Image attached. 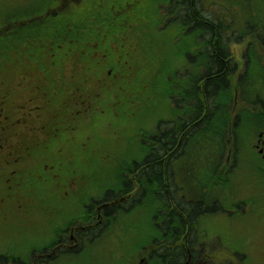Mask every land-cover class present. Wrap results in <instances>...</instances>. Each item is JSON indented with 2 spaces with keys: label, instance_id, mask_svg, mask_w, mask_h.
Returning a JSON list of instances; mask_svg holds the SVG:
<instances>
[{
  "label": "rangeland",
  "instance_id": "374dc122",
  "mask_svg": "<svg viewBox=\"0 0 264 264\" xmlns=\"http://www.w3.org/2000/svg\"><path fill=\"white\" fill-rule=\"evenodd\" d=\"M5 1L8 0H0V23L3 26L7 27L6 20H14L16 16L20 17L21 20L28 16L35 18L32 23L26 24L29 27L28 29H26L27 27L21 29L22 23H14L7 28L8 32L13 29L16 32L23 30L21 33L25 34L26 30L29 31L34 24L40 22L37 14L41 8L49 7V4L53 5L55 11L49 19H53L56 13L61 14L66 11L63 5L65 1L63 0H10L6 2L7 5L3 4ZM209 1L211 0H201V15L205 17V14H213L208 9L214 10L213 6L216 10L219 6L224 7L235 14L236 18L231 24L233 30H243L247 22L255 24L257 13L259 11L264 13V0H234L237 4L233 3L232 0H215L216 4L213 1L209 3ZM209 5L212 6L209 7ZM131 8L130 6L128 9ZM44 20L46 19L43 18ZM167 22V17L163 18L161 15L157 17L152 12L151 18H148L147 22L144 21L140 24L137 22L133 25L134 29L130 31L127 41L132 43V49L130 48V50L134 49L138 56L130 55L128 57L130 64H126L131 68V72H129L131 74L123 78L125 90L118 92L117 86L120 85V79L119 76L113 74V72H116L117 62H120L118 59L116 60L113 57L112 62L103 69L104 72H102V66L99 68L98 73H103L105 77H103V82L96 81L93 86L98 85L105 88V90L98 95L97 101L93 100V105L83 118L85 122L90 121L93 128L83 131L80 128L77 129L75 124L74 128L67 129L66 109L62 110V113L61 110L55 112L48 104L44 109L52 113L48 117L52 124V130H58L61 127L64 131L58 135V143H52L51 137L46 134L44 129L45 143H41L43 141L42 136L39 138L36 135H33V137L28 135V141L21 142L24 132L20 130L24 126L23 120L20 121L18 118L25 119L26 110L20 109L19 105L22 104L16 102L17 97L15 95L11 96L4 114L11 123L9 130L12 132L14 140L13 152L15 159L12 162L15 166L13 168L14 172L10 173L6 167L10 156L0 152V188L13 191L9 183L1 182L2 180L15 179L20 183L25 184L26 181H30L38 183L41 187H47L41 191L45 194L44 199L43 197L36 198L35 196L36 199H34L25 196L23 200L21 196L11 192L0 193V235L7 227L15 233L12 239L20 256H26L31 246L26 245V243H16L18 242L16 239H30L27 244H31L37 239L43 240L44 233L46 239L51 241L53 229L56 226L48 223L56 222L57 224L60 222V226L57 228L59 229L58 234L67 233L64 236L67 246L75 245L76 241H72L71 232L66 227L80 232L86 229V226H91L89 229L92 228L93 232L90 233V242L85 252L64 253L59 259V264H130L132 263V257L136 258L144 249H147L145 247L151 246L149 243L157 244L162 249L160 253L157 252L159 255H151L156 260L153 264H173V262L175 264H186L187 256L184 248L182 251L184 257H179L177 260L173 254L166 250H171L178 245V241L175 242V237L173 234L171 235V231L175 232L181 227V232H183L184 226L180 225V218L185 222V215H187L193 221L192 233L189 239L195 249H193L191 264H201V256L204 255L205 259L204 249L206 248L204 245L202 247L196 246L198 240L196 241L193 238V233L199 234L204 239H210L212 244L214 240L216 244L221 240L217 244V247L220 248L219 253L216 257L214 255L212 259H208L209 261L206 264H264V155L261 158L256 157L257 162L255 164L253 156L257 152L253 150L249 157L248 166L240 160V168L229 172L237 174V180L236 177L234 180L224 168V172L218 173L222 163H217L218 160L209 163V157L203 152V148H195V150L192 148L194 143L188 141V132H193L190 135L191 139L195 135L198 124L208 122L212 115H208L210 118L203 116L202 120L200 118L194 120L191 129H188V131L186 129L181 131L178 128L176 129V126H179L177 120L171 121V126L169 123H164L167 121L165 119H170L175 112V104L169 97L170 90L167 81L172 77L170 71L182 62L180 59H176V56H172V54L178 52V49L175 50V47L168 46L167 50L159 51L160 61L165 63L157 71H152L148 63L143 64L140 62L145 56L142 54L145 50L141 49H144L147 43L154 44L158 42L162 44L165 42L167 44L169 38L166 39L164 36H160L155 39L153 33L156 29L161 30V24H167ZM178 27L179 20H177L175 28H172L173 42L176 41ZM56 36L59 37L58 34ZM31 39L29 37V40ZM262 41H264V38ZM209 43L213 45L214 39H211ZM190 46L191 39L188 36L184 45L179 47L184 50ZM40 54L46 56L40 58L39 61L44 65L49 64L48 52H42L33 42L18 44L15 48L14 59L16 62L14 68L17 72L25 71L22 76L28 81L29 88L36 86L43 88L49 83L45 79L48 70L44 66L37 62L35 63V69L31 68L34 57ZM205 59L206 56L201 59L200 63L203 64ZM55 66V64H51V67ZM147 71L150 73L149 76L145 74ZM118 72L121 73L120 77H122L123 68H120ZM258 74L262 75L263 72L260 70L258 73L253 72L251 79L253 81L258 80L256 92L259 93L260 99L258 101L260 103L264 100V83L262 78H257ZM16 80H19V78H16ZM220 85L224 87L226 84L220 83ZM154 86L156 89H154ZM154 90H156V95ZM15 93L19 95V92ZM113 93H122L121 101L118 97L112 100ZM109 94L111 96L107 99ZM239 94L242 96L243 93L240 91ZM245 94L250 98V101L254 100L253 95L255 92L251 93L245 88ZM201 98L204 100L203 95ZM103 100L104 102L107 100L106 108L110 107L105 115H108V120H104L99 127H96L94 119L100 121L106 112V109H104L105 104H101ZM220 103L222 104L221 100ZM222 105H219V101L215 105L211 104V110L215 108V113L221 111L212 121V125H216L218 130L224 122L230 121V111L226 104ZM247 105L251 110H243L238 119L241 125L246 124L244 134L252 136L264 127L263 120L255 114L256 111L262 112V104L257 108L248 102ZM74 108L72 107V110ZM92 109L94 110L91 114ZM82 111L85 112V108ZM27 112L30 116L33 115L31 111ZM237 113L239 112L237 111ZM192 116L199 117L194 113H191ZM163 119L164 122H162ZM187 119L190 120L185 115L181 118V121L186 122ZM246 119L249 122H246ZM83 121L78 120V123L81 125ZM158 123L159 127L157 126ZM34 124L40 126L39 122ZM165 127L170 130L166 131V139L164 140L160 139L161 131L159 128L165 129ZM154 133H157L158 137L155 140L152 138ZM234 134L237 139V134L235 132ZM30 139H38L39 142H34V144L37 143L36 146L31 147V145H28ZM199 140L203 141V137L195 139V145L201 147L204 143L198 144ZM50 142L49 148L52 149H49L48 153L62 158L56 164H52L51 167L56 168L54 172L60 175L61 179L63 177L61 182L64 185V192L57 190L48 195L54 181L50 176L52 172H46L47 169L43 166L42 159L38 163L35 162L42 158L43 145ZM244 142L245 136L242 135L239 144L242 145ZM151 143H153L152 148L162 145V149L158 154L153 149L152 157L153 160L157 159L156 163L159 164L158 174L163 173L164 185L161 186L157 179L153 178L150 184H155L153 187L150 186L152 188H149L147 183H141V172L143 165H145V161L142 159ZM182 144L183 152H180V145ZM235 145L237 147V142ZM222 146L223 144L218 145L219 150L223 148ZM57 147L65 150L63 156V150H55ZM214 147H217V145ZM227 148L228 146L224 148L225 150L222 149V152H225ZM209 151L211 154L212 148ZM173 154L175 156L179 155L180 165L177 161L171 163ZM161 155L165 157L166 162L162 157L159 158ZM56 160H58V157ZM170 163L176 165L175 182L166 177L167 174L165 175L163 172L162 166L160 168V164L171 166ZM134 166L135 168L132 170ZM192 166L194 169L191 168ZM5 174L7 175L4 176ZM227 176L231 177L228 181ZM166 179H168V182H166ZM209 179L211 182L208 184L206 181ZM66 180L68 183H66ZM181 186L185 187L181 188ZM213 187L218 188L214 190ZM142 188H148L150 194L145 195L146 192H143ZM181 192L186 194L188 202L184 203L185 198L181 197ZM216 192L217 194H225L228 200L226 209L224 205L220 204V200L214 197ZM152 198L154 200L156 198L154 205ZM125 202L133 204L132 207H123L126 204ZM19 204H25L24 210H30L32 222L28 224L18 223L17 225L14 220L16 216H13V213L8 215ZM47 204L56 216L49 211L43 213L42 209L46 208ZM216 205L225 209L220 216H203L200 214L203 208H216L214 207ZM74 213L76 215L67 222L66 219ZM81 216L87 217L82 219ZM3 217H7V219ZM43 217H46V225L41 224ZM21 220L22 217H18V221ZM167 221L170 222L168 225H166ZM152 223L157 228L152 226ZM212 226L219 228L216 230L221 231L222 235L227 237L222 238L214 230L205 235L206 230L203 228H211ZM35 230H38L40 236L31 239L34 238L33 231ZM168 231L170 235L166 234ZM232 252L239 255L237 260L229 258ZM24 259V264H29L28 262L31 261L28 257Z\"/></svg>",
  "mask_w": 264,
  "mask_h": 264
},
{
  "label": "trees",
  "instance_id": "16d2710c",
  "mask_svg": "<svg viewBox=\"0 0 264 264\" xmlns=\"http://www.w3.org/2000/svg\"><path fill=\"white\" fill-rule=\"evenodd\" d=\"M130 6L132 8L128 9ZM51 7H53V5H51ZM65 7H69V11L61 15L63 16L61 20L63 27L60 22L56 20L52 24L53 31L50 35L44 36V39H20L19 41L33 42L42 52H48V57H50L49 64L51 62V64L56 65L55 67H51V64L49 67L41 63L39 61L40 58L46 56H42L41 54L34 57L33 63L38 62L48 70V74L45 77V79L49 81L45 88H48H46L43 93L44 95H48L49 98L59 101V105H62L63 102L65 109L69 107L66 109V114L70 121H73L75 118L73 116L77 118L81 117L83 121L84 116L87 115L86 113L89 112V109L93 105V100L97 101L98 95L101 91L103 92L105 90V88L98 85L93 86V84H95L96 81L103 82L102 80L105 76H103V73L99 74L98 70L102 66V72H104L103 69L112 62L113 57L121 62H117L118 66L117 69H115L116 72H113V74H115L114 76H119L120 79V85L117 86L118 92L125 90L123 78L131 74L129 73L131 72V68L128 66V64H130L128 57L130 55L134 57L137 56L134 49L132 51L130 50V48L132 49V43L127 41L128 35L130 31L134 29L133 25L135 23L139 22L140 24L144 21L147 22L148 18H151L152 12H154L157 17L160 15L163 18L167 17V24H161V30L156 29L153 31L155 39L160 36H164L166 39L169 38L167 44L165 42L162 44L158 42L154 44L147 43L144 49H141L145 50L142 54L147 58L149 65H154L156 69L159 68V51L167 50L168 46L175 47V43L172 41V28H175L177 20H179V33L184 35V32H187L188 35L193 37V48L204 46L205 35H207V33H214V25H217L213 20L207 22L205 17L201 15V0H144L141 3L137 0H75V3H67ZM47 9L48 7L41 9L39 14L43 15ZM126 10L127 12L125 13ZM121 11H123V13H121ZM57 34L59 37L56 36ZM129 43H131V45H129ZM49 49L50 51H48ZM172 56H175V54H172ZM163 63L165 62H161L160 68ZM193 65H195V74L189 77L193 82L191 84L192 87L188 88L185 86L183 79L179 77V73H177L175 67L170 71L172 77L167 81L170 90L169 95L173 96L172 98L180 106L183 105L184 102L183 111H186L187 107L190 106L188 102L192 99V101L196 103L194 105L197 108L196 111L200 110L201 103L203 102L202 99H200V95L205 94L208 97L210 105H215L224 95L229 96L230 84L228 73L225 75L222 74L218 80H211V77L217 73V71L214 72L210 68L203 70L201 64H197L196 66L195 61H193ZM120 68H123L122 77H120L121 73L118 72ZM204 71L206 72L203 73ZM201 73L203 74L201 75ZM147 75L149 76V73ZM217 76L219 77V75ZM206 77V86L201 85V81ZM220 83L226 85L223 87ZM203 87L204 91H202ZM52 94L54 95L52 96ZM57 94L59 96H57ZM121 95L122 93H113L112 100L118 97L121 101ZM103 96L104 93L102 98ZM110 96L111 94H109L107 99H109ZM104 100L101 101V104H105L104 109H106V112L100 121L94 119L96 127H99L104 120H108V115H105L110 110V107L106 108L107 100L105 102ZM72 107L75 108L72 110ZM83 108H85V112L82 111ZM93 110L94 109L91 110V114ZM197 113H199V111ZM175 114H177V112ZM171 120L173 119H168L167 121L163 119L162 122L165 121L164 123H169L171 126ZM97 121H99V123H97ZM83 125L84 128H93L91 125L85 124V122ZM200 125L201 123L198 124V126ZM177 128L179 131L186 129V127H182L180 123L179 126H176V129ZM164 130L170 129L165 127ZM228 136V132L223 133L221 136L223 142H225ZM156 137V133L152 134L153 140H155ZM152 147L153 143L147 147V153L142 159L145 161V165H143L141 172V183H147L149 188H152L155 184H150L153 178L157 179V182L160 183L161 186L164 185L163 173L160 175L158 174L159 164L157 165V159L153 160L152 157L153 149L155 151V147ZM162 158L166 162L165 157L163 156ZM161 166L165 175L167 174L166 177L170 180L172 167L160 164V168ZM134 168L135 166L132 170ZM166 182H168V179H166ZM143 192H146L145 195L150 194L148 188L143 189ZM152 201L154 205L156 198L155 200L152 198ZM182 222L184 223L183 220ZM169 223L170 222L167 221L166 225Z\"/></svg>",
  "mask_w": 264,
  "mask_h": 264
},
{
  "label": "flooded vegetation",
  "instance_id": "af4514ba",
  "mask_svg": "<svg viewBox=\"0 0 264 264\" xmlns=\"http://www.w3.org/2000/svg\"><path fill=\"white\" fill-rule=\"evenodd\" d=\"M218 56L220 57V58L218 57L220 62L226 61V58H225V56L222 53L220 48H219ZM243 58H244V56H243ZM261 104H262V112L256 111L255 114L259 118H261L264 122V100H262L260 103L259 102L256 103L255 108H257ZM3 111H4V107L0 103V122L3 120L2 119ZM237 116L238 115H236V118H237ZM250 118L252 119V117H250ZM5 133H6V126L3 125L2 127H0V152L1 153H2V149H4V147L6 146V144L3 140ZM254 146H255L257 152L262 157L264 155V127L260 128L259 131L257 132L256 142L254 143ZM262 150H263V152H262ZM12 161H13V159L10 158L6 164V167L10 171V173L14 172L13 168H14L15 164H13ZM6 175L7 174H5L4 176H6ZM181 223L183 226L185 225V223H183L182 220H181ZM190 224L191 223H187V227ZM66 228L69 229V231L71 232V235H70V236H72L71 239L73 242L76 241V245L79 244L83 240L84 236H83V234H81L83 232V230L79 232V230L74 231L72 228H69V227H66ZM88 229H85V231ZM58 233H59V231L57 232L56 237L53 240V241H56L55 245H53L51 247L45 245L43 247L44 251L43 250L42 251H36V250L31 251V253L29 255V258H30L29 260H31V261L28 262L29 264H48V263H51L52 260H54L55 258L60 256L61 253H58V252H62V248L67 246V242H66V239L64 237V236H66L67 233L65 232V233H62L60 235ZM84 234L86 235L89 233L85 232ZM186 245L188 246V256H189L188 261L191 263L192 257H193V245L190 243L189 240H188V243ZM47 247H49V248H47ZM19 257L20 256L18 255V250H17V247L14 245L13 239H0V264H24L25 261H23L21 263L19 262ZM56 260H54L53 262H57Z\"/></svg>",
  "mask_w": 264,
  "mask_h": 264
},
{
  "label": "bare ground",
  "instance_id": "6f19581e",
  "mask_svg": "<svg viewBox=\"0 0 264 264\" xmlns=\"http://www.w3.org/2000/svg\"><path fill=\"white\" fill-rule=\"evenodd\" d=\"M214 30H215L214 34L216 36H221L223 34V27H215ZM28 33H30V32H28ZM225 38H226V35H223L221 37V39H225ZM251 72H258V69L257 68H253V69L249 70V72L245 75V77L243 79V86H244V88H247L249 92H251V93L255 92L253 97L255 99H258L259 98V93L256 92V90H257L256 84L258 83V80L256 79L255 81H253L251 79L252 78V73ZM249 85H252V86H249ZM220 100L222 101V104H224V105L226 104V107H229L230 101L228 99V96L224 95V97L222 99H220ZM217 101H218V99H217ZM219 104H220V106H223L220 103V101H219ZM203 110H204V106L201 104V109L198 110L199 113H197L198 111H196V110L183 111L182 112V116L186 115L187 117L190 118V120L187 119V121L183 125H185L186 127L190 126L194 120H196V119L201 117V115L203 113ZM218 112L220 113L221 111H218ZM191 113H194V114L198 115L199 117H195V116L191 117ZM219 113H217V114H219ZM216 115L211 118V124L206 129L202 128L201 130H195V135L190 139V142L194 143L192 148H194V149L195 148H198V149L199 148H203V152L205 153L206 150H208L207 148L211 147L214 144L216 138L221 137L224 132H228V126H227L226 122H224L220 126V130H218L216 128V125H212V121L215 119ZM245 121L249 122V120H247V119ZM235 128L238 131L239 138H241V136L243 135L244 130L246 128V124L241 125V123L238 121L236 123V125H235ZM165 135H166V133L162 134V139H164V140L166 139ZM201 136L203 137V141L199 140L198 144H200V143H204V144H202L201 147H198L200 145H195V141L194 140L195 139H199ZM207 140H209V141H207ZM205 144H206V146H205ZM161 149H162V145H161ZM201 211L202 212L201 213L199 212V213L202 214V215H205V214L212 213L214 211V209L213 208H210V209L203 208ZM86 238H90V234L84 235L83 239H86Z\"/></svg>",
  "mask_w": 264,
  "mask_h": 264
}]
</instances>
